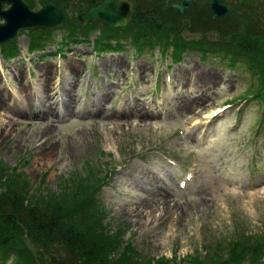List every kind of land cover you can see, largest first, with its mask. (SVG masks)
Returning <instances> with one entry per match:
<instances>
[{
  "label": "rangeland",
  "instance_id": "374dc122",
  "mask_svg": "<svg viewBox=\"0 0 264 264\" xmlns=\"http://www.w3.org/2000/svg\"><path fill=\"white\" fill-rule=\"evenodd\" d=\"M102 1L98 0V2ZM167 1V6L164 3L161 11L157 6L155 16H150V21H157L164 30L167 29L174 36L178 35L186 40L202 39L204 43H211L218 39L219 35L209 30L217 25H211L209 28L202 25L197 27L190 18L192 10L189 9V15L183 18V16H178L175 9L171 7L178 0ZM31 2L35 11L42 7L38 0H31ZM226 5L228 8L235 9L232 2L227 1ZM71 13L70 9L66 11L68 17ZM263 13L264 8H262ZM135 14L132 11L131 20L134 19ZM251 14L253 15V13ZM253 16H251L252 20ZM136 19L138 18L136 17ZM200 19L204 18L200 16ZM208 19L214 21L210 15H208ZM239 28L235 27L232 35L245 36V31ZM196 30H199L198 32H201L204 38H200ZM227 31L229 32V30ZM56 33L60 37V32ZM97 35L98 31L92 32L89 41ZM17 45L23 51L26 49L27 37L25 33L18 38ZM226 45L232 44L229 42ZM90 47V44H83L71 49V58L81 59L80 62L68 61L67 67L71 72V77L68 78L65 85H67L68 93L71 96L76 95L73 91L79 93L82 88ZM150 51L154 52L135 59L138 68L147 71L142 79L138 98L135 99L136 102L133 101L134 115L131 113L133 107L131 111L129 107L130 114L126 113V117H120L119 121H112L111 117L103 115L104 111L111 114L116 106L119 93L116 96L115 92L122 87H131L132 85V80L128 79L127 74L129 54L126 52H124L125 55H123L124 53L107 55L100 61L106 63L105 66L103 63L101 66V80L106 98L105 104L103 101L95 102L96 109L92 117L94 122L79 123L72 118L71 124L65 127L50 125L46 119L37 117L40 110L36 111L34 108L33 99L29 102L30 107L25 110L26 113H22L20 104L17 106L11 99L3 102V104L9 103L7 107L19 119L6 118L3 115L4 108H0V129H7L0 140V169H3V173H0V186L5 183L6 176H13L9 174V170L18 166L16 171L21 172L25 182L29 183L31 187L42 186L45 188L42 191L55 194L59 192L61 184L68 180L70 175H83L85 162L101 164L103 171L112 169L115 174L114 178L109 181L108 187L98 198L99 206L104 207L107 211L101 218L100 224L108 225L106 228L111 234H115L114 230L120 233L119 249L122 250L124 246L128 245V249L137 254L135 260L139 264H187L188 259L194 262L197 260V251L199 252L203 245L208 246L209 242L213 244L215 241H221V243L230 241L233 238L235 225H242L249 235L263 232L264 187L250 192L246 191L244 188L245 174L240 171H232L227 162L231 159L232 168L241 171L244 169L245 161L237 160L236 146L232 143V139L248 135L249 130L253 131L256 127L259 129L263 141L264 123L261 125L258 121L257 114L261 112L259 105L256 103L249 105L242 118L241 130L236 135L229 133L233 129L234 122L231 118H227L224 122H219L220 125H223L224 130L220 128L218 132H214L204 147L199 145L204 134L202 130L207 127L205 124L209 118L211 119L215 110L224 101L242 94L248 87L247 84L251 78L246 73L242 74V68L246 66L245 62L236 67L237 72L235 73V71L224 68V64L218 57H208L202 63L198 57L199 52L194 51L182 53L178 65L170 64L167 55L168 58L164 59V64L171 67L170 72L174 75L175 95L172 98L167 97L161 116L146 115V117H141L142 113L147 112L146 102L151 90L152 72L157 69L156 61L159 60L158 48ZM73 63L81 68L78 80L71 71ZM198 63L202 68L209 69L208 66L211 68L208 71L201 69ZM51 65L53 73H55L54 63ZM17 69L24 71L22 65L17 66ZM7 73L12 78L11 74ZM198 73L212 83L204 86L203 83L199 85L190 82L191 84L189 83L187 86V75L195 77ZM12 79L14 80V78ZM252 79L258 84L255 78ZM24 84L27 85L25 81ZM16 87H18V83H16ZM17 92L20 93L18 90ZM18 93L15 94L19 96ZM45 94L47 98H45L46 103L43 107L47 113L46 116L54 117L56 110L50 106L54 102V91L48 93L51 98L48 102V94ZM77 105H80V98H78ZM100 110L101 115L99 114ZM225 112L222 114L227 116L229 111ZM222 114L212 122L219 120L223 116ZM8 120L12 122H8ZM44 127L48 130L43 132L41 130ZM179 129L185 132L184 140L177 134ZM19 139H23V145L19 149H14L13 145ZM37 146L39 147L37 148ZM51 146L54 148V155L49 161L41 164L35 163L36 156ZM152 150L161 151L163 155L173 160L176 158L179 162L187 159L190 152L197 155L196 160L200 164L198 166L199 176L188 190L186 189L187 192H180L178 195L172 196L165 182L170 180L173 174L171 176L165 170H162L166 175L164 177L158 170H147V174L140 170V164H143L140 159L143 160L142 156H148L147 154ZM144 162H148L146 166L152 168L161 164L154 157L147 158V161ZM188 163L189 161L183 162L182 167L188 168ZM123 172L127 175L125 176ZM147 175L154 178L150 179ZM210 179L211 181H209ZM226 180L235 185H224L223 182ZM112 186L129 192L130 197H116L111 191ZM239 187L242 189H238ZM142 191H147V193ZM162 203L168 207L161 210L159 204ZM146 206H150L151 209L147 211ZM102 207L101 209H103ZM137 207H140L138 211ZM24 248L20 251L21 253L35 252L31 245L27 244ZM38 254L39 252L36 255ZM64 255V251L57 248L56 244L52 248L45 249L44 252V257L48 261L56 260Z\"/></svg>",
  "mask_w": 264,
  "mask_h": 264
},
{
  "label": "trees",
  "instance_id": "16d2710c",
  "mask_svg": "<svg viewBox=\"0 0 264 264\" xmlns=\"http://www.w3.org/2000/svg\"><path fill=\"white\" fill-rule=\"evenodd\" d=\"M61 1L63 5L58 6L64 8L70 0ZM132 1L136 16H133L128 32L133 38L137 41L161 42L163 46L170 43L185 46L184 40L180 37L172 38L161 24L149 20L150 16H155L157 6L161 11L167 0ZM261 17L262 24L257 17L254 24L243 21L239 17L232 22L234 24L232 29L238 28L243 23L246 27L245 36L237 37L232 35L233 31L230 33L227 30L218 31L215 27L220 39L226 40L227 43L231 42L233 46L214 44V48L225 53L224 59L228 60L230 65L241 62L239 58L249 57L252 68L258 69L264 75V14L261 13ZM72 19L70 20L72 25L80 28V24ZM215 23L218 24L219 21ZM104 28L110 32L115 31L108 27ZM196 45L205 47L202 43ZM83 170V175H70V178L61 184L59 192L55 194L42 191L45 189L42 186L32 188L25 182L21 173L9 170V174L14 176H6L5 183L0 186V200L2 199L0 240H4L0 242V248L12 247L9 250H11L10 255L13 256L14 264L136 263L133 261L137 255L135 252L125 248L127 252L122 254L124 251H118L115 248L112 237L101 231L100 219L103 211L96 205L94 196L107 180L108 172L103 171L101 164L87 162L84 163ZM0 173H3V169H0ZM27 244L31 245L35 252L21 253L20 251ZM55 244L57 248L64 251L65 255L55 258L57 261L54 259L48 261L44 257L45 249L52 248ZM37 252H39L38 255H36Z\"/></svg>",
  "mask_w": 264,
  "mask_h": 264
},
{
  "label": "water",
  "instance_id": "95a60500",
  "mask_svg": "<svg viewBox=\"0 0 264 264\" xmlns=\"http://www.w3.org/2000/svg\"><path fill=\"white\" fill-rule=\"evenodd\" d=\"M189 1L193 0H182L180 5H174L175 8L179 9L178 13L182 12L183 9L187 7ZM222 1L223 0H213V3L208 5L209 8L214 10L213 17H220L226 13L227 9L219 5ZM42 2L44 3L42 10L40 12L33 13L30 11L29 6L24 2V0H0V5L2 3H8L12 6L8 15L13 16L14 18L17 17L16 22L14 20L11 21L9 17L7 18L10 20V24L7 26L6 30H10L13 26V30L10 35H13L16 32L15 28L19 29L23 26L26 27L31 24H35L31 25V27L39 26L45 29H51L65 23V18L55 5L49 3L48 0H42ZM89 2L92 7L85 15L79 17L82 23L102 21L110 26H122L125 24L131 9V3L127 0H104L103 3L99 5H97L96 0H89ZM119 7L122 8L123 20L117 21V19H111L108 16L109 11L119 9ZM216 10H219L221 13L218 14ZM6 15L7 13H2L0 11V17H7Z\"/></svg>",
  "mask_w": 264,
  "mask_h": 264
},
{
  "label": "bare ground",
  "instance_id": "6f19581e",
  "mask_svg": "<svg viewBox=\"0 0 264 264\" xmlns=\"http://www.w3.org/2000/svg\"><path fill=\"white\" fill-rule=\"evenodd\" d=\"M109 15V17L111 18V19H117V21H119V20H123V18H122V8L121 7H119V9H113V10H111V11H109V13H108ZM105 62L103 63V65L105 66ZM52 65L51 64H47V65H45V66H43L42 67V69L41 70H43L44 71V75H43V77H44V88L46 89V90H50V86H51V81H52V74H53V71H52ZM71 71L72 72H74L75 73V76H76V78H77V80H78V78H79V76H80V74H81V68H80V66H78L76 63L74 64H72V66H71ZM198 84L200 85L201 83H203L204 84V86H206V85H209V84H211L212 82L211 81H207V78L206 77H204V76H202L198 81ZM22 91H23V94H24V100L28 103L29 102V100H28V95H27V91H26V89L23 87L22 88ZM28 105H29V103H28ZM7 106H9V105H4V112H3V115L6 117V118H8V119H15V118H18L17 116H15L11 111H10V108H8ZM19 119V118H18ZM8 122H12V121H10V120H8ZM48 130V128H46V127H44L41 131H47ZM7 131V129L6 128H3V129H0V140L3 138V136H4V133ZM22 141H23V139H19L13 146H14V149H19L20 147H22V145H23V143H22ZM52 155H54V148H53V146H51V147H49L46 151H42V152H40L37 156H36V159H35V163H37V164H41L42 162L43 163H45V162H47V161H49V159L52 157ZM142 192H144V191H142ZM166 207H168V205H166L165 203H162V204H159V208L161 209V210H163V209H165ZM138 209H140V207H137V211H138ZM145 209L147 210V211H149L150 209H151V207L150 206H146L145 207ZM136 211V212H137Z\"/></svg>",
  "mask_w": 264,
  "mask_h": 264
}]
</instances>
